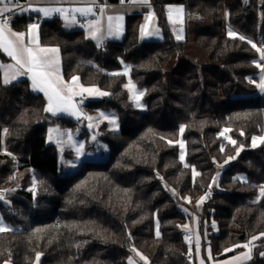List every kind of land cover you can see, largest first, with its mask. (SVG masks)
Here are the masks:
<instances>
[{"label":"trees","instance_id":"16d2710c","mask_svg":"<svg viewBox=\"0 0 264 264\" xmlns=\"http://www.w3.org/2000/svg\"><path fill=\"white\" fill-rule=\"evenodd\" d=\"M150 1L159 41L141 40L142 14L128 16L124 38L103 47L83 30H66L59 18L39 26L41 44L59 48L66 80L78 77L109 93L84 103L88 111L112 108L118 115V132L102 126L106 161L85 162L62 175L47 130L77 123L46 111L45 97L27 80L4 84L0 72V188L15 171L24 176L0 199V215L13 227L0 232V264H128L131 247L150 264H192L183 230L187 216L164 185L190 201L215 188L199 222L197 249L206 261L229 258L259 237L243 264H264V143L252 147L264 131L256 64L257 45H264V0ZM171 3L185 5L187 22L210 21L194 31L205 64L186 56V42L175 38L165 10ZM32 18L15 17L12 26L25 29ZM124 64L145 92L146 111L130 99ZM21 103L29 119L14 125ZM219 130L228 137H218ZM216 163L223 168L217 187Z\"/></svg>","mask_w":264,"mask_h":264},{"label":"crops","instance_id":"0c3cea01","mask_svg":"<svg viewBox=\"0 0 264 264\" xmlns=\"http://www.w3.org/2000/svg\"><path fill=\"white\" fill-rule=\"evenodd\" d=\"M31 4V7L29 6ZM84 6H92L88 5L87 3L84 2V0H25L23 2L18 1V6L15 7L13 14L15 17H33L31 20L42 22L43 20H48L52 18H59L62 21L63 27L66 30L69 31H75V30H83L87 37L90 38L94 44L98 47H103L106 45L107 42H119L124 38L125 31H126V19L128 16H132L135 14H142L143 15V22L141 24V29H140V38L143 41H159L163 38L162 31L158 25L157 22V17L153 11V6L150 0H147L146 3H140L136 2L133 3L131 0H125L124 3H121V0H96L95 5L93 6V13L89 14L87 16L81 15L80 13H75V22L72 21V15L73 13H68V18L65 19L63 15L60 13H54L49 17H45L43 13L37 12L32 10L34 7H62V8H74V7H84ZM100 6V13H96L95 10L96 8ZM2 7V5H0ZM9 7H12L10 4ZM182 8V12H176L175 9ZM101 9H103V14L101 15ZM165 10L168 16L169 23L171 25V29L173 31V34L175 38L178 41L181 42H186L184 51L186 48L190 45V51L189 53L190 56H195L198 58L199 62L201 64H205L207 60V56L205 52L196 46L194 43V31L195 28L200 25L203 27H209L210 26V21L206 19H192L190 21H186V8L184 4H177V3H171V4H166L165 5ZM117 17V16H122L123 21H122V31L121 33L117 35H109L108 34V17ZM97 20L100 21V24L102 25L101 32L95 33L96 38L93 39L92 35L90 33L93 32V29H90L88 27L89 23H95ZM115 23V21H114ZM33 24H28L25 29H19L16 26L15 27H10V29L13 32H23L26 34L25 36V42L28 41L29 39V26ZM39 26L36 29V32L38 34V40H39V45L41 47H47V48H58L55 46H45L42 45L40 42V36H39ZM176 29V31H175ZM143 30V31H142ZM176 32L179 36L176 35ZM230 33H233L232 31H228V35L231 37H235L234 35H230ZM7 34V33H6ZM181 37V38H178ZM12 39H15L14 37H10ZM183 39V40H180ZM264 46V45H263ZM59 49V48H58ZM0 64L3 65H12L15 63V61L9 57L2 48H0ZM190 57V58H191ZM59 58H60V73L62 75V78L64 82L66 83H71L72 80L68 81L64 78L63 72H62V63H61V54L59 50ZM193 58V57H192ZM194 60V59H193ZM258 63L264 64V60L261 59L259 56V59L257 61ZM2 80H4V69L0 68ZM123 73V72H122ZM130 75V74H129ZM126 76V75H125ZM264 77V71L261 70L260 68V79L258 82V85L261 81V78ZM21 80H27L30 84V90L36 94H41L45 97L47 107H48V99L45 96V94L41 91L34 90L32 88V81L28 75L20 76L16 80L12 81L11 83L18 82ZM4 83V82H3ZM5 84V83H4ZM10 84V83H8ZM79 85L83 86V88H96V87H88L84 86L80 80H79ZM259 88V87H258ZM98 89V88H96ZM75 92H80V88L76 87L73 89ZM100 91V90H99ZM101 92V91H100ZM259 94L264 96V91H261L259 88ZM65 95H69V93L65 92ZM103 96L98 95V94H89L88 92H81L80 95H76L72 98V103H74L80 113L79 119H82L85 117V114L79 109L78 105L83 104L87 101L90 100H96L100 99ZM50 113V112H49ZM54 117H66L74 122L77 123L79 119H77L76 116L70 115L67 112H59L57 114H52ZM197 247H194L192 250H194V257L193 259L195 260V264H243L248 262L251 259V254H250V249H246L244 251H241L229 258L223 259V260H214L210 256H208L207 261H203L200 259L198 252H197ZM143 257V256H142ZM145 257H143L144 259ZM146 263L149 264L147 259H144ZM4 264H9V263H4ZM11 264V263H10ZM36 264V263H35ZM38 264V263H37ZM129 264V261H128Z\"/></svg>","mask_w":264,"mask_h":264},{"label":"snow or ice","instance_id":"6c2138e0","mask_svg":"<svg viewBox=\"0 0 264 264\" xmlns=\"http://www.w3.org/2000/svg\"><path fill=\"white\" fill-rule=\"evenodd\" d=\"M84 2L92 6L74 7L71 9L62 7H34L32 10L43 13L45 17H49L54 13H60L64 16L65 19L68 18V13H73L72 21L75 22V13H80L84 16L93 13V6L95 5L96 0H84ZM124 2L125 0H121V3ZM131 2L146 3L147 0H131ZM10 4L12 5V7H9ZM0 5H2V7H0V48H2L3 51L15 61V63L12 65L0 64V68L4 69L3 82L5 84L11 83L20 76L28 75L32 81V88L34 90L43 92L47 97L48 107L46 108V111L54 115L59 112H67L70 115L76 116L77 119H79L80 113L76 105L72 103V98L74 96L80 95L81 92H88L89 94H98L101 96L109 95V93L100 92L99 89L96 88H83V86L79 85L78 77H73L71 83L64 82L59 67V49L41 47L39 45L38 34L36 32V29L38 28L37 24L29 26V39L27 42H25V33L13 32L10 29L9 23L6 19V13L14 11L15 7L18 6V0H0ZM29 6L31 7V4ZM175 11L179 13L183 10L182 8H178L175 9ZM102 14L103 9H101V15ZM107 19L108 34L118 36L122 31L123 17L109 16ZM88 27L90 29H93V32L90 33L93 39L96 38L95 33L101 32L102 29V25L100 24L99 20H97L95 23L90 22ZM230 35L234 34L230 33ZM10 37H14L15 39H12ZM240 39H244V37L241 36ZM249 43H251V41H249ZM252 46L256 48L255 44H253ZM256 50L260 54L261 59L264 60V48H256ZM257 67L261 68V70L264 71V64L258 63ZM76 87H79L81 91H73V89ZM258 87L261 91H264V77L261 78ZM65 92L69 93V95H65ZM139 95L142 96L143 93H140ZM137 106H139V104ZM101 116H104V114L101 113ZM86 118L90 121L92 119V117ZM111 123L115 124L116 122L113 119ZM91 126L92 125L89 124V127ZM183 130V127H181L180 131L183 132ZM4 131L7 132V129H5ZM70 138L71 136L69 134V139ZM93 139H95V137H93ZM257 141H259L260 143H264V136L253 137V147L256 146ZM232 143L235 144V141H232ZM82 148L83 145H80L76 149L77 155L82 154ZM181 159H183V156H181ZM196 174L198 175V173ZM260 196L264 197V186H260ZM0 199H2V195H0ZM200 202H203V198ZM6 230L9 229L0 224V232H4ZM258 238L259 237H254L253 239ZM197 247H199L198 239ZM243 247H247V245H243ZM231 250L232 249H226L225 251ZM37 259H39V255L37 256Z\"/></svg>","mask_w":264,"mask_h":264},{"label":"rangeland","instance_id":"374dc122","mask_svg":"<svg viewBox=\"0 0 264 264\" xmlns=\"http://www.w3.org/2000/svg\"><path fill=\"white\" fill-rule=\"evenodd\" d=\"M175 31H176V29H175ZM176 35L179 36L177 34V32H176ZM180 40H183V39H180ZM190 45L184 51L185 55L188 57H191L190 56L191 53H189L190 48H191ZM196 46H198V45H196ZM257 47L258 48H264L262 43H258ZM192 57L191 58L194 59V61L198 65H203V64H201V62H199L198 58H196L195 56H192ZM174 61H175V59L173 61H171L169 63V65L166 66V68H165L166 71H168L171 68ZM256 64H258V62ZM260 64H262V63H260ZM122 72L127 77V82H126L125 87L129 92L130 99H131L134 107L140 111H146L147 106H146V103L144 101L145 92H144V90L139 88V86L131 80L130 75H129L130 74V66L127 64H124ZM84 86H86V85H84ZM133 86H134V88H133ZM88 87H95V86H88ZM99 90L101 92H104L101 89H99ZM24 93H26V91H24ZM140 93H143V95L140 96L139 95ZM137 97H138V100H137ZM138 104H139V106H137ZM78 107L85 114V117H83L82 119H79L77 121V124L74 127H64V126H60L58 124H50L48 127V130H47V142L49 144L55 145L57 150H58L59 164L61 167L60 172L62 175L74 174L75 172H77L79 170L80 166L85 162L106 161L109 158V148H108V145L106 144V142L103 141V139L101 138V136L103 135V130H104L103 129L104 127H102V126L105 125L107 127V130L109 132H112V133H116L120 129V123H119L118 115H117L116 111L113 110L112 108L100 109V110H96V111H88L87 109L84 108L83 104H79ZM101 113H103L104 116H101ZM86 117H92L91 121L88 120ZM105 117H107V118H105ZM28 119H29V108L27 107V105L25 103H21L19 105L18 110L16 112V115L13 117V120L11 121V123L14 125L25 124L28 122ZM113 119L116 122L115 124L111 123V121ZM89 124H91L92 126L89 127ZM101 128H102V130H101ZM223 131L228 133V131H226V130H223ZM69 134L71 136L70 139H69ZM223 136L226 137L225 135H223ZM263 136H264V131H263ZM93 137H95V139H93ZM259 137H261V136H259ZM261 144H263V143H260L259 141H257L256 146L253 147V144H252V147L258 148ZM80 145H83L82 154L77 155L76 149ZM181 145H183V146H181ZM180 146H181V156H183V159H181V160L184 161V159H185V148H184V143L182 141L180 142ZM236 158H237V156L229 159L225 165L233 162L234 160H236ZM215 165L217 167V171L215 173L213 183H215V186L217 187L223 168H221L222 165H219L217 163ZM225 165H223V167ZM18 177H20L21 180L24 178V176H21V173L18 174L15 171L12 174V176L10 177L9 181L6 184H4L3 187L0 188V190L4 193V195H5L8 187L10 188L16 183ZM164 186H165L166 190L170 193V195L178 201L181 210L187 216V221L183 225V230L185 232H188V233H191L194 235L195 240H196L195 247H197V239L199 240V246H200L202 243V240H201L200 235H199V222H201V218L203 216L204 209H205V204L209 198L208 197L209 192L206 195L198 198L195 201H192V200L190 201L189 198H182L173 189L169 188L166 185H164ZM214 189L215 188H211L212 193H213ZM202 198H203V202L201 203L200 201ZM0 224H2L4 227H6L9 230L13 229V227L8 225L4 221V219L1 215H0ZM9 230H6V231H9ZM208 235H209V233H206L207 240H208ZM253 238L250 240L249 244H245V245H247V247H243V245L240 246V248H241L240 252L246 250L247 248L250 249V246L253 247L256 244L257 239H253ZM234 248H230V249H234ZM192 252L194 254V250H192ZM197 252H198L200 259L205 262L206 260L203 256L204 251L201 250L199 252V248H198ZM129 253H130V257L128 260L129 264H148L142 258L143 255L135 247H131L129 250ZM205 255H206V253H205ZM260 256L264 257V251L261 252ZM6 263L10 264V262H6ZM192 264H195L194 259H192Z\"/></svg>","mask_w":264,"mask_h":264},{"label":"built area","instance_id":"2783aa9c","mask_svg":"<svg viewBox=\"0 0 264 264\" xmlns=\"http://www.w3.org/2000/svg\"><path fill=\"white\" fill-rule=\"evenodd\" d=\"M95 12H96L97 14L100 13V6H98V7L96 8ZM14 18H15V16H14L13 12L6 13V19H7L8 23H9V27H12V24H13V20H14ZM40 23H41V22L34 21V20H30V21L28 22V24H37V25H40ZM217 135H218L219 137H221V136H223V135H225V136L227 137V136H228V133L225 132V131H218ZM0 195H2V197H3V196H4V193H3L2 191H0ZM211 196H212V192L210 191L209 194H208V197L210 198ZM184 238H185L187 244H188L190 247H192V248L195 247V242H196V240H195V237H194L193 234L188 233V232H185V234H184ZM186 256L189 257L191 260L193 259L194 254H193V252H192V249H190V250L187 252Z\"/></svg>","mask_w":264,"mask_h":264}]
</instances>
